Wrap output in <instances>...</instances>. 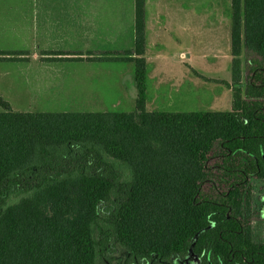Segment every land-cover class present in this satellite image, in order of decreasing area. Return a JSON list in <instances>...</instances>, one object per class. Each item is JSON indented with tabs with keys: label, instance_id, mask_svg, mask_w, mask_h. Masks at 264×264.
Listing matches in <instances>:
<instances>
[{
	"label": "trees",
	"instance_id": "obj_1",
	"mask_svg": "<svg viewBox=\"0 0 264 264\" xmlns=\"http://www.w3.org/2000/svg\"><path fill=\"white\" fill-rule=\"evenodd\" d=\"M230 2L229 111L145 109L144 0L117 53L133 65L132 112H16L0 98V264H264V0Z\"/></svg>",
	"mask_w": 264,
	"mask_h": 264
},
{
	"label": "rangeland",
	"instance_id": "obj_2",
	"mask_svg": "<svg viewBox=\"0 0 264 264\" xmlns=\"http://www.w3.org/2000/svg\"><path fill=\"white\" fill-rule=\"evenodd\" d=\"M9 35L3 34V42L0 43V47L4 48L0 50V98L12 111H133L136 97L133 65L123 61L117 52L105 50L95 54L96 57L87 66L90 69L87 76V98L81 99L80 83L84 81V76L80 72L79 62L65 58L57 61L43 60L39 64L31 62V59L29 63L16 61V49H9L15 43L10 42ZM126 36H122L125 39L121 43L126 44L129 40ZM167 36H171L170 41L174 39L173 42L159 47L154 51L158 55L150 54L147 59L145 109L154 112L229 111L231 90L228 88L231 80L228 61L210 49L184 50L190 46L185 43L186 40L176 43L175 33ZM186 54L196 56L192 64L203 77L190 78V73L184 70L180 61L185 62ZM109 58L115 61L110 62ZM81 67L82 71L86 68ZM115 103L121 105L112 107ZM253 212V239L255 242H264V180L254 184ZM185 262L196 263V259L188 257Z\"/></svg>",
	"mask_w": 264,
	"mask_h": 264
},
{
	"label": "crops",
	"instance_id": "obj_3",
	"mask_svg": "<svg viewBox=\"0 0 264 264\" xmlns=\"http://www.w3.org/2000/svg\"><path fill=\"white\" fill-rule=\"evenodd\" d=\"M144 21L146 63L150 54L158 55L155 50L173 42L167 35L175 33L176 43L186 40L190 45L184 50L210 49L226 59L230 75V0H144ZM6 33L15 43L9 49H16V61L29 63L31 59L39 64L65 58L79 62L84 76L80 98L85 99L90 72L87 66L95 54L105 50L119 53L133 47L134 0H0V43ZM124 34L129 38L126 44L121 43ZM195 57L186 54L185 62L180 61L190 78L203 77L192 64ZM117 103L112 107L121 105Z\"/></svg>",
	"mask_w": 264,
	"mask_h": 264
}]
</instances>
